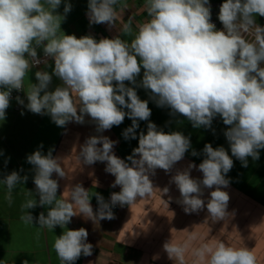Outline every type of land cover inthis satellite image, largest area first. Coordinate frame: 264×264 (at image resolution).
Wrapping results in <instances>:
<instances>
[{"label": "clouds", "instance_id": "clouds-1", "mask_svg": "<svg viewBox=\"0 0 264 264\" xmlns=\"http://www.w3.org/2000/svg\"><path fill=\"white\" fill-rule=\"evenodd\" d=\"M61 2L0 0V121L5 119L11 90L24 91L25 76L40 63L36 48L41 46L44 55L54 61L53 72H35L38 83L29 84L24 91L28 101L24 106L32 113L49 115L57 126L70 121L83 124L87 115L100 133L119 126L127 117L132 124L122 136L125 140L137 139L138 121H149L151 109L148 100L137 95L136 88L150 90L149 99L157 107L183 115L193 128L208 129L219 116L228 126L223 134L231 156L224 147L214 149L206 143L202 162L177 169L170 183L178 189L177 203L185 213L206 208L205 221L229 220L234 212L227 210L229 194L223 189L230 183L226 174L233 167L232 157L247 167V158L259 159L258 150L264 149V26L255 19L264 17V0H223L217 15L223 30H216L210 22L209 0H144L148 19L137 25L131 42L120 35L97 41L90 35L77 38L63 34V17L54 14ZM120 2L88 0L89 24L116 28L117 20H123V8L118 12L115 7ZM71 7L65 2L64 13ZM58 31L62 35H57ZM119 32L131 34V20L122 23ZM141 69L142 79L137 82ZM53 75L62 84L48 91ZM125 81L135 87L126 86ZM22 98L17 97V102L24 104ZM146 127V134H139L138 146L125 159L113 153L117 142L106 136H91L80 147L76 155L80 168L103 162L104 171L115 178L111 187L120 188L110 194L108 202L92 193L98 205L95 212L89 191L80 183L67 185V192L57 195L58 182L53 174L59 178L68 176L61 159L53 157L51 150L42 154L37 149L26 156L27 163L33 166L32 180L39 199L29 198L21 205L20 219L41 229H64L53 243L60 264H74L81 255L92 254L87 230L65 227L73 217L81 216L97 225L101 220L113 219L114 206L131 205L149 196L154 189L150 176L155 175V170L168 173L191 147L190 138L179 131L165 133L151 121ZM191 155L197 152L193 150ZM193 168L202 173L201 178L190 175ZM27 179L18 171L0 179L9 203L13 190ZM207 189L213 190L204 199ZM168 191L167 187L162 190L164 194ZM26 194L33 195L30 191ZM38 205L47 208L46 214L40 212L34 217L26 211ZM192 240L195 237L184 242L168 240L163 250L170 260L185 264ZM191 255L193 264H257V257L245 245L228 246L222 241L201 243L191 249Z\"/></svg>", "mask_w": 264, "mask_h": 264}, {"label": "crops", "instance_id": "crops-1", "mask_svg": "<svg viewBox=\"0 0 264 264\" xmlns=\"http://www.w3.org/2000/svg\"><path fill=\"white\" fill-rule=\"evenodd\" d=\"M65 2L71 4V11L64 13ZM223 0H209L211 9L219 8ZM88 0H62L54 14L63 19L60 22V31L65 35H74L77 38L90 35L97 41L102 38H114L120 35L122 39L131 42L137 30V25L148 19L144 7V0H121L115 7L118 12L123 8V20H117V27L112 28L107 24H89L86 16ZM256 23L264 26V17L256 16ZM131 20L132 33L119 32L122 23ZM58 31L57 35H62ZM36 59L42 61L33 65L24 79V91L29 84H36L37 71H47L52 75L54 61L51 57H44L41 47L36 48ZM31 60V58H29ZM46 62V63H45ZM137 76V82L142 79ZM62 82L52 76L48 91L61 86ZM126 86L135 87L125 81ZM141 100H148L151 109L149 121L154 123L165 133L179 131L190 138L191 147L182 160L178 161L168 173L156 169L155 175L150 176L154 189L146 198L139 199L131 205H116L112 208L114 218L101 220L99 224L83 219L81 216L72 218L71 223L65 227L76 230L81 227L88 232L87 242L92 245L90 256L81 255L74 264H178L170 260L163 250V244L171 240L184 242L189 237H195L185 254V264H193L191 249L207 242L213 244L222 241L228 246H246L257 257L258 264H264V149L259 151V159L247 158V167L241 166V161L235 157L233 167L226 174L230 183L226 189L229 194L228 212L233 213L227 221H205L207 210L202 209L197 213H185L183 206L177 203L179 192L176 186L170 183L171 176L177 169L183 170L189 163L199 165L205 158L202 152L206 143L215 149L224 147L231 156L224 130L228 127L217 116L213 119L211 127L203 126L193 128L190 121L181 114H172L167 107H157L149 99L150 90L136 88ZM24 104L17 100H9V107L5 110L6 116L0 121V179L12 171H18L21 176L28 179L16 186L12 192L11 203L5 199L7 189L0 184V262L2 264H60L53 249L56 236L64 229L59 226L53 231L41 229L35 223L25 224L20 219L23 214L21 205L29 198L38 201L31 171L32 165L27 163L26 156L39 149L42 154L51 150L53 157L61 159V165L67 173V178H59L54 173L52 178L58 182L57 195L67 192V185L80 183L89 194H100L105 202L109 201L110 194L119 192V186L111 187L114 176L104 171L105 163L96 162L92 165H81L76 160L80 147L91 136H106L117 143L113 153L125 159L132 154L138 146V136L141 132L146 134L149 121H138L136 129L137 139L125 140L122 132L131 126L132 121L125 117L119 126L98 133L96 125L87 115L84 123L68 122L65 126H57L46 114H35L24 106L28 103L26 93L22 99ZM125 111H127L125 109ZM23 113V114H22ZM214 130V131H213ZM99 146V145H98ZM195 150L196 156L191 152ZM7 161V163H5ZM130 163V162H129ZM82 169V170H81ZM193 178H201L196 168L190 172ZM93 181L99 186L95 187ZM167 187L169 191L164 194L162 190ZM213 189L205 190L204 199ZM26 191L33 193L32 197ZM90 203L95 212L97 205L96 196L90 197ZM34 217L40 212L46 214L47 208L37 206L26 210ZM133 233H136L133 236Z\"/></svg>", "mask_w": 264, "mask_h": 264}, {"label": "built area", "instance_id": "built-area-1", "mask_svg": "<svg viewBox=\"0 0 264 264\" xmlns=\"http://www.w3.org/2000/svg\"><path fill=\"white\" fill-rule=\"evenodd\" d=\"M218 11H219V8L211 9V21L210 22L215 24L216 30H223V25L217 19ZM44 57H46V56L44 55ZM41 62L42 61H40V63ZM261 66H264V64H262ZM23 94H24V91H17L15 89H12L10 92V99L9 100H16L17 97L22 98Z\"/></svg>", "mask_w": 264, "mask_h": 264}]
</instances>
